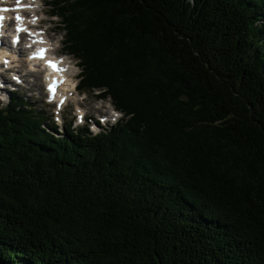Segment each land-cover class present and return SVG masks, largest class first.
Segmentation results:
<instances>
[{
    "label": "trees",
    "instance_id": "trees-1",
    "mask_svg": "<svg viewBox=\"0 0 264 264\" xmlns=\"http://www.w3.org/2000/svg\"><path fill=\"white\" fill-rule=\"evenodd\" d=\"M48 4L79 88L130 117L0 105V264H264V0Z\"/></svg>",
    "mask_w": 264,
    "mask_h": 264
},
{
    "label": "rangeland",
    "instance_id": "rangeland-1",
    "mask_svg": "<svg viewBox=\"0 0 264 264\" xmlns=\"http://www.w3.org/2000/svg\"><path fill=\"white\" fill-rule=\"evenodd\" d=\"M49 0H37L38 2V16L45 17V20L43 24L50 28L49 31H47V35L49 37V42L51 43V46L53 49L52 51H55L54 53L58 54L60 57L64 59V62L67 63L71 68L72 71L70 72L72 75V78L75 80V82H80L82 78L81 74V67L78 66V60L75 59L69 52L68 49L64 46L63 43V33L62 30L63 25L59 22L60 18L53 15L51 12L50 5L48 4ZM70 63H69V62ZM7 79L11 80L9 74H5ZM28 79V83H24L23 87H18L16 90L19 91V94L23 96L25 99L28 100V102L31 104L30 106H34L36 112H41L44 120L46 121L45 124L41 125L42 128L45 130H49L53 134H61L63 133V126L65 123H71L72 128L77 130V127H82L83 124L87 123L88 121L94 122V119H97V114L95 112H99L101 114H107V112L110 111V107H112V103L109 100L107 96H103L104 99L99 100L95 96V92H86V93H79L77 95V101L73 100V102L69 101L68 104L64 107L61 117L58 118L53 117V112L55 111L53 109L54 105L49 104L48 100L46 99V94L44 91V86L42 85L41 76L36 74L33 77H26ZM26 80V79H25ZM27 88H31V91H29ZM95 90H99L98 88H94ZM8 92V87L7 91ZM102 92V91H101ZM5 92L1 91L0 88V97H4V99L7 100L8 96L5 95ZM86 98V99H85ZM3 102V103H2ZM1 104H5L4 100L1 101ZM76 106H84L85 111L87 112L84 114L83 119L76 120ZM75 109V110H74ZM130 116L122 113L121 118H125L128 120ZM57 120V124L54 122V119ZM80 121V122H77ZM99 121V120H98ZM122 120L120 119L119 122ZM51 122L54 124V130L51 128L50 124ZM90 123V122H89ZM100 124L101 121L99 122ZM50 127H49V126ZM110 127V125L108 126ZM89 129V128H88ZM92 130V128H90ZM93 134H97L99 131V128L96 129Z\"/></svg>",
    "mask_w": 264,
    "mask_h": 264
},
{
    "label": "bare ground",
    "instance_id": "bare-ground-1",
    "mask_svg": "<svg viewBox=\"0 0 264 264\" xmlns=\"http://www.w3.org/2000/svg\"><path fill=\"white\" fill-rule=\"evenodd\" d=\"M34 1V0H33ZM38 7V2L35 1L34 2V9ZM35 13L32 15L31 19L30 20H24V22H30L32 24V26L34 25L35 28L32 29L30 31V33L32 34L33 38L35 39L36 37H38L39 40L42 39L41 35H39V28H36V25H37V20L38 18H35L34 17ZM46 36V34H45ZM48 46H49V50L51 53H54L52 50H51V43L49 44L48 43ZM25 61L24 59H20V57H17L14 55V58H10L7 56H0V68H3V66H7V68L5 69L6 71L10 70L12 66L14 67H19L18 68V74H22L23 72V68H21L23 65H24V62ZM62 61V59H61ZM28 69H26L25 71H27ZM72 70L69 69V67L66 68V73L63 74V77H64V81H65V85L63 86V89H62V92H61V98L64 99V102L68 101V99H71L74 100L76 99L75 97H77L75 94H74V89H73V86L75 84V80L72 78V74L70 73ZM68 73H69V76H68ZM25 75V76H24ZM24 75H22V77H26L28 74L27 72L24 73ZM15 76V74H14ZM31 76H35V74H31ZM28 77V76H27ZM19 79L21 80V76L19 77ZM24 81H26L25 79H23ZM4 83H1V86H6V83L5 81H3Z\"/></svg>",
    "mask_w": 264,
    "mask_h": 264
},
{
    "label": "snow or ice",
    "instance_id": "snow-or-ice-1",
    "mask_svg": "<svg viewBox=\"0 0 264 264\" xmlns=\"http://www.w3.org/2000/svg\"><path fill=\"white\" fill-rule=\"evenodd\" d=\"M16 2H17V5H19L20 0H16ZM14 10L15 9H8V8L0 9V11H14ZM2 19H3V17H0V20H2ZM16 19H17V21H19L21 19V17L17 16ZM20 30H22V29H18V31H20Z\"/></svg>",
    "mask_w": 264,
    "mask_h": 264
}]
</instances>
